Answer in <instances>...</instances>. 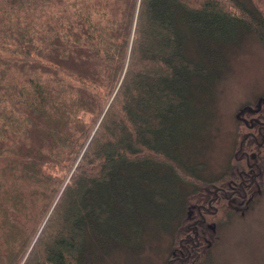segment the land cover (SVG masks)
I'll use <instances>...</instances> for the list:
<instances>
[{
    "label": "trees",
    "instance_id": "obj_1",
    "mask_svg": "<svg viewBox=\"0 0 264 264\" xmlns=\"http://www.w3.org/2000/svg\"><path fill=\"white\" fill-rule=\"evenodd\" d=\"M241 32L264 43V0H0V264H80L178 186L170 264H214L264 188V125L211 178L180 150Z\"/></svg>",
    "mask_w": 264,
    "mask_h": 264
},
{
    "label": "rangeland",
    "instance_id": "obj_2",
    "mask_svg": "<svg viewBox=\"0 0 264 264\" xmlns=\"http://www.w3.org/2000/svg\"><path fill=\"white\" fill-rule=\"evenodd\" d=\"M227 44L217 79L204 89V99L197 105L200 110L188 127L186 150H180L185 160L201 166L199 173L205 178L227 168L236 142L253 125H244L246 115L254 121L264 116V43L252 33L241 32ZM180 190V186L154 187L131 237L118 244L95 245L80 264H170L171 235L179 220L171 216V210L177 204L182 210ZM240 211L216 227L214 264H264V188Z\"/></svg>",
    "mask_w": 264,
    "mask_h": 264
},
{
    "label": "flooded vegetation",
    "instance_id": "obj_3",
    "mask_svg": "<svg viewBox=\"0 0 264 264\" xmlns=\"http://www.w3.org/2000/svg\"><path fill=\"white\" fill-rule=\"evenodd\" d=\"M250 116V114H247L246 115V117H249ZM245 117V119H246V123H244L245 125L247 124V125H249L250 124V122H252L253 123V125L251 124V128H249V133H247V134H245V136L244 137H248V136H250V135H254V129H255V127H257V126H262V124L264 125V116H259L260 118H258V120H256V121H254L253 119L254 118H251L250 120L249 119H247ZM250 118V117H249ZM245 142H244V140L240 143L241 145H240V147H242V144H244ZM238 148V150H243V153L245 152L246 153V149L245 148H243V149H241V148ZM252 150H254V149H252ZM234 154H238V151H236V150H234ZM251 154V156L252 157H255V152H252V153H250ZM248 166L250 167V165L248 164ZM235 168L236 169H241V172H240V174L242 175V173L243 174H245V172H246V170H245V168H243V167H239V166H235ZM235 169V170H236ZM251 170H252V168H250ZM238 184H237V182L235 181V179H229V180H227V186H228V188H231V190L229 191V189H227V188H225V186L224 187H221V190L220 191H223L224 193H225V195L226 196H231L232 194H233V192L234 191H236V186H237ZM219 189H220V187L219 188H216V190H215V193H217L216 191H218L219 192ZM232 189L234 190V191H232ZM245 197L242 199V201H240V202H238L236 205H237V207L238 208H240V210L239 209H236V212H238V211H240V212H242V211H245L247 208H248V206H249V202H250V200H251V196L252 195H248L246 192L243 194ZM239 204H240V207H239ZM192 214V213H191ZM193 216V215H192ZM196 222V221H195ZM198 225H199V223H197ZM208 227H212L213 228V230L215 229L214 227V225L212 226V225H208ZM177 253V250H174V254H176Z\"/></svg>",
    "mask_w": 264,
    "mask_h": 264
}]
</instances>
